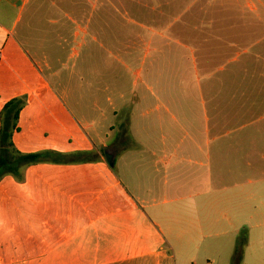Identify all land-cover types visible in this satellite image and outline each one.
I'll return each mask as SVG.
<instances>
[{"label":"crops","instance_id":"0c3cea01","mask_svg":"<svg viewBox=\"0 0 264 264\" xmlns=\"http://www.w3.org/2000/svg\"><path fill=\"white\" fill-rule=\"evenodd\" d=\"M29 1L0 0V112L11 99L27 97L13 136L21 153L92 151L110 144H98L89 132L92 125L79 124L42 69L79 60L87 36L94 42L97 37L113 36L109 21L125 20L119 8L134 19L129 23L139 28L142 45L144 21L164 22L170 28V21L179 19L174 16L175 4L188 12L189 5L202 1L193 19L202 26L187 23L175 30V38L156 34L164 40L165 51L180 58L179 68L191 67L205 86L198 94L174 91L169 90L171 80L166 91L155 93L145 84L141 69L135 72L134 85L140 82L150 91L141 90L134 97L144 109L138 131L150 139L135 140V146L150 147L154 163L168 166L180 193L170 200L172 210L159 211L158 205H152L155 209L148 213L102 160L30 167L23 183L11 177L0 182V264H187L207 239L229 236L234 240L248 225L262 227L264 246V53L253 51L264 41V31L231 26L233 9L253 0H44L52 13L66 11L71 42L68 47L60 43L67 25L53 14L47 23L57 26L54 32L59 40L47 53L41 41L38 55L27 48V39L31 43L32 32L37 33L33 27L43 25L40 15L28 17L23 46L15 37ZM115 5L118 9L112 12ZM93 19L96 24L91 27ZM256 35L263 39L255 40ZM240 47L247 56L242 60ZM185 52H199V60L191 66ZM89 58L86 67H96L95 52ZM187 76L188 70H183L175 81ZM119 97L124 99L122 94ZM95 109L103 115L98 106ZM128 113L125 151L132 148V114ZM111 131L119 132L117 127ZM259 137L261 168L256 165ZM186 164L202 170L209 189L196 193L200 201L197 206L193 203V219L186 218L187 198L179 188Z\"/></svg>","mask_w":264,"mask_h":264},{"label":"rangeland","instance_id":"374dc122","mask_svg":"<svg viewBox=\"0 0 264 264\" xmlns=\"http://www.w3.org/2000/svg\"><path fill=\"white\" fill-rule=\"evenodd\" d=\"M189 6L190 10L184 12L182 6L175 4L174 16L179 19L174 23L170 21L172 26L170 28L164 22L144 21L143 44L140 45L138 41L140 30L134 24L129 23V20L134 19L128 13H125L124 10L116 8L117 5H115L113 6L115 9L111 8L112 12L118 9L125 17V20L109 21V33H112L113 36L108 34L106 37H97L96 42L92 41L90 36H87L79 60L65 61L64 67L56 69H42L79 124L82 126L92 125L93 130L89 132L98 144L110 143L107 148L97 147L88 152L96 153L108 168H112L113 173H117L128 194L135 200H141L148 213L155 209L151 208L152 205H158L156 210L159 211L172 210L173 204L170 200L179 197L180 193L177 190L178 186L173 181L172 173L168 172V166L154 163L151 148H137L135 146V140L150 141V139L138 131L140 125L139 117L144 109L136 103L134 97L141 90L145 93L150 91L155 93L164 92L171 80H173V86L169 90L174 89V91H189L198 94L200 88L205 86L203 81L197 80L191 67L188 69L179 68L178 60L180 58L177 57L176 53L174 55L165 51L164 40L157 35L161 33L175 38L172 34L175 33L178 27H182L187 23H190V27L202 26V22L193 21L199 8L203 6L202 1ZM130 7V4H126L127 10H131ZM100 10L98 5V11ZM65 12V10L60 11L59 9L57 13H52L49 10V4L44 3V0H30L25 13L22 14L21 20L16 26V39L20 43L23 41L24 33L27 30L28 17L38 14L43 19V25L33 27L37 33L32 32L31 43L27 39V48L34 53L36 51L38 55L42 52L38 51L42 41L45 48L43 51L47 53L54 41L57 42L59 40L54 32L55 29L57 30V26L51 27L48 25L47 20L52 18L53 14H58L63 18V23L67 25L60 43L62 46L68 47L71 42L72 25L64 20ZM231 16L233 18L232 27H249L256 31H264V0H253L248 3L241 2L233 9ZM225 20H221L219 24L222 26ZM95 24L96 20L93 19L91 27L95 26ZM254 39L262 40L263 36L256 35ZM21 44L23 46V43ZM242 44H245V41ZM263 47L264 41L258 45V48L253 50L255 51L254 53L263 54ZM242 50L243 47H240V60L247 57ZM93 52H95L96 58L92 64L96 67L87 68V63L90 60L89 55ZM184 54L188 56L187 62L191 63V66L193 60H199V52H185ZM184 62H186V58ZM138 69H141L142 78L146 82L145 84L150 87V91L146 89V85L142 86L140 82L136 86L134 85L135 72ZM228 69L229 67L225 66V70L227 71ZM183 70H188L187 78L182 81H175V77ZM55 73H58L59 76H55ZM225 73H220L218 76L225 75ZM155 81L157 83H154ZM121 94L124 95V99L119 97ZM96 106L101 109L103 115L95 109ZM121 112L124 113L120 119ZM128 112L132 114L130 119V144L132 148L125 151L129 141ZM119 121L121 125H119ZM258 123L261 126V118L258 119ZM116 127L119 132L114 134L111 130ZM231 134L234 135L235 133ZM112 140L113 142L111 143ZM118 140L121 145H117ZM261 155L262 141L261 137H259L256 141V156L258 159L256 165L260 166V168ZM106 156L109 157V162ZM186 166L187 170L181 173L182 180L179 188L181 189V195L187 198L186 218L193 219L195 216L193 203L197 206L200 201V199L195 197L196 193L208 191L209 189L206 184V178L201 175L202 170L192 164H186ZM248 235L249 244L247 242ZM242 237L245 238L246 243L242 249L241 258L238 260L236 255L233 254V250L238 248V242ZM263 249L262 227L248 225L242 230L238 238L234 240L229 236L207 239L202 245L201 251L195 254L194 260L187 264H264Z\"/></svg>","mask_w":264,"mask_h":264},{"label":"trees","instance_id":"16d2710c","mask_svg":"<svg viewBox=\"0 0 264 264\" xmlns=\"http://www.w3.org/2000/svg\"><path fill=\"white\" fill-rule=\"evenodd\" d=\"M27 105V97H16L8 101L0 112V182L11 177L17 183H23L26 170L39 165L74 166L92 164L100 161L94 152L78 151L60 153L44 150L34 153H21L13 143V136L18 132V121L22 110ZM242 237L236 249V258H241L245 245Z\"/></svg>","mask_w":264,"mask_h":264},{"label":"water","instance_id":"95a60500","mask_svg":"<svg viewBox=\"0 0 264 264\" xmlns=\"http://www.w3.org/2000/svg\"><path fill=\"white\" fill-rule=\"evenodd\" d=\"M106 159H107V161L109 162V157L108 156H106ZM111 166V165H110Z\"/></svg>","mask_w":264,"mask_h":264}]
</instances>
